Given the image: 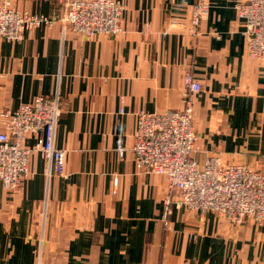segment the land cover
<instances>
[{
  "label": "crops",
  "instance_id": "crops-1",
  "mask_svg": "<svg viewBox=\"0 0 264 264\" xmlns=\"http://www.w3.org/2000/svg\"><path fill=\"white\" fill-rule=\"evenodd\" d=\"M9 1L44 15L59 7ZM116 1L115 37L84 40L55 23L0 39V112L58 92L54 145L66 150L65 176L47 175L33 152L17 192L0 183V264H264V226L250 220L234 226L171 205L165 228L164 179L137 168L132 152L135 114L182 108L181 76L191 72L201 84L193 159L264 174V64L245 54L236 0H206L197 40L185 33L197 0ZM41 137L28 134L24 146Z\"/></svg>",
  "mask_w": 264,
  "mask_h": 264
},
{
  "label": "built area",
  "instance_id": "built-area-1",
  "mask_svg": "<svg viewBox=\"0 0 264 264\" xmlns=\"http://www.w3.org/2000/svg\"><path fill=\"white\" fill-rule=\"evenodd\" d=\"M49 15L15 9L9 0L0 3V39L19 41L41 25L61 23L73 34L90 40L115 37L123 6L116 0H56ZM245 37V54L264 64V0H236L233 4ZM206 0L191 7L185 33L197 40L207 16ZM183 106L161 113L138 111L132 135L137 168L163 177L165 197L161 222L169 225L170 206H182L197 214L214 212L234 226L245 220L264 226V174L245 164H225L218 156L193 159L200 152L193 128V99L201 84L191 72L181 76ZM60 94L37 96L16 110L0 112V183L7 192H17L29 176V161L39 152L47 175L65 176L66 150L54 145L62 113ZM41 134L33 146H24L28 134Z\"/></svg>",
  "mask_w": 264,
  "mask_h": 264
}]
</instances>
